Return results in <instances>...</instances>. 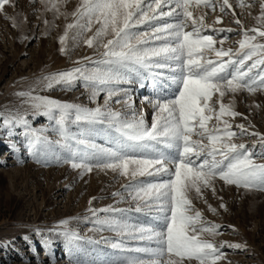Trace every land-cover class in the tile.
<instances>
[{"label":"snow or ice","instance_id":"snow-or-ice-1","mask_svg":"<svg viewBox=\"0 0 264 264\" xmlns=\"http://www.w3.org/2000/svg\"><path fill=\"white\" fill-rule=\"evenodd\" d=\"M61 2L49 0L57 12ZM216 2L219 0H80L72 13L74 22L66 26L60 37V50L67 53L69 30L77 28L80 30L77 35H81L99 25L85 43L89 47L95 44L104 51L98 60L85 58L96 67L81 66L50 73L43 77L44 86L49 89L57 85L72 87L82 80L92 90L90 99L96 100L101 92L106 93L104 105L89 108L34 96L30 91L17 93L28 96L34 108L42 109L41 115L56 120L62 146L70 154V160L65 162H70L73 168L83 169L81 175L96 167L111 169L132 179L137 176L167 177L159 182L126 186L132 189V198L138 202L136 212L144 211V207L156 209L157 215L153 219L162 222L158 228L119 218L97 217L95 222L102 228L148 244L130 248L122 241L113 243L114 249L140 255H124L111 264H184L185 260L193 259L198 264H217L222 254L201 234H215L220 225L205 222L188 194L193 190L202 194L203 188L215 191L213 181L217 178L237 187L264 190V163H258L254 158L264 156V135L248 133L243 124L236 125L240 130L237 133L232 130V124L223 119L241 115L234 110L233 104L224 103L226 95L242 90L249 93L264 90V69L255 71L264 65V43L257 42V36L264 37V30L244 31L235 51L225 49L222 46L224 40L217 48L213 36L202 33L209 29L216 33L232 32L233 29L213 28L205 23L206 14L194 16L192 10L203 7L215 11ZM8 3L9 0H0V10ZM240 3L243 6V0ZM165 7L169 10L164 11ZM261 7L264 8V2ZM225 8H232L229 0H222L220 11L224 12ZM163 18L173 22H162ZM259 19L264 21V12ZM216 22H221L219 17ZM141 26L150 31H139ZM249 31L255 35H249ZM109 35L111 38L104 42ZM208 53H214V58ZM248 61L252 63L248 64ZM146 78H151L156 94L155 99L148 100L156 110L151 126L143 116L137 118L134 111L128 115L110 107L113 97L123 95L125 106L133 109L131 90L115 86ZM116 102L120 103V100ZM214 118L223 126L210 127ZM19 120L27 124L24 117ZM10 122L5 120V123ZM69 123L85 126V131L80 134L85 137L97 129L115 133L117 144L102 147L89 138L78 139L69 132ZM238 134L258 136L262 151L253 153L245 144L233 142ZM30 135L36 142L41 140L35 129ZM81 145L90 150V154L88 151L80 153ZM129 148L147 151L149 155H129L126 151ZM78 154L80 162H77ZM88 160L97 162H85ZM90 211L96 216L98 212L128 210L109 206ZM62 223L67 224V221ZM72 236L78 238L75 233ZM229 246L242 247L240 244Z\"/></svg>","mask_w":264,"mask_h":264},{"label":"rangeland","instance_id":"rangeland-1","mask_svg":"<svg viewBox=\"0 0 264 264\" xmlns=\"http://www.w3.org/2000/svg\"><path fill=\"white\" fill-rule=\"evenodd\" d=\"M262 2L264 0H243L241 6L240 0H229L232 8L221 12L222 0H219L215 3V11L203 7L192 10L194 16L206 14L205 23L213 28L233 29L225 33L209 29L202 34L212 35L217 48L224 40L222 46L235 51L244 31L254 28L264 30V21L259 19L264 12ZM79 4L80 0H62L57 12L49 0H9L0 10V264H111L124 255H140L114 249L111 247L113 243L122 241L130 248L148 244L102 228L95 222L97 217L119 218L157 228L162 223L153 219L157 215L156 209L144 207L143 202L140 203L144 211H135L138 202L132 198V189L126 186L159 182L167 177L137 176L132 179L111 169L96 167L81 175L83 169L73 168L70 162H65L70 160V154L62 146L63 139L57 130L56 120L41 115L42 109L34 108L28 96L17 94L30 91L34 96L89 108L104 105L106 93L101 92L96 100L90 99L92 90L82 80L76 81L72 87L57 85L49 89L44 86L43 77L50 73L81 66L87 69L96 67L85 58L98 60L104 51L95 44L89 47L85 43L99 27L94 25L91 31L81 35H77L80 32L77 28L69 30L67 53L61 52L60 37L66 26L74 22L72 13ZM168 10L169 7L164 8V11ZM218 17L219 23L216 22ZM236 20L241 23L237 24ZM163 21L173 22L170 18H163ZM139 31L150 29L141 26ZM249 35L255 33L249 31ZM225 36L227 39H224ZM110 38L111 35L105 37L104 42ZM257 42L264 43V37L257 36ZM208 55L214 58V53ZM260 69H264V65L255 71ZM115 87L131 90L133 109L125 106L126 97L123 95L113 97L110 107L128 115L134 111L137 118L143 116L151 126L156 114L153 105L148 103L149 99L156 98L151 78L143 81L133 79L131 84L121 83ZM144 100L147 107L142 112ZM224 103L233 104L234 110L241 113L234 118H223L232 124L233 131L239 133L236 125L243 124L248 133L264 135V90L229 93L224 97ZM19 117H24L27 124ZM5 120L11 122L5 123ZM217 124L223 126L214 118L210 127ZM33 129L41 137L39 142L30 135ZM68 129L78 139L89 138L98 146L115 147L117 144L115 133L97 129L85 137L80 135L85 126L75 123H69ZM233 142L245 144L253 153L262 151L259 137L255 135L238 134ZM85 151L90 154V150L79 146L80 153ZM126 151L134 156L149 155L138 148ZM254 158L258 163H264V156ZM80 160L78 154L77 162ZM85 162L95 164L97 161ZM213 187L215 191L203 188L202 194L193 190L188 195L205 222L220 225L215 234H201L222 254L217 264H264V190L237 187L219 178L213 181ZM109 206L128 211L98 212L96 216L90 211ZM72 233L78 238H74ZM234 244L242 247L229 246ZM184 264H198V261L185 260Z\"/></svg>","mask_w":264,"mask_h":264},{"label":"bare ground","instance_id":"bare-ground-1","mask_svg":"<svg viewBox=\"0 0 264 264\" xmlns=\"http://www.w3.org/2000/svg\"><path fill=\"white\" fill-rule=\"evenodd\" d=\"M150 90H151V89H150ZM144 92H145V91H144ZM150 92H151V91H150ZM146 93H147V92H146ZM144 98H145V97H144ZM141 100H142V99H141ZM137 102H138V101H137ZM140 102H141V101H140ZM141 103H142V102H141ZM145 104H146V100H144L143 103H142V105H141V106L143 107L142 112H144L145 109H146V107H147ZM138 105H139V104H138Z\"/></svg>","mask_w":264,"mask_h":264}]
</instances>
